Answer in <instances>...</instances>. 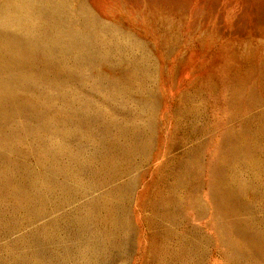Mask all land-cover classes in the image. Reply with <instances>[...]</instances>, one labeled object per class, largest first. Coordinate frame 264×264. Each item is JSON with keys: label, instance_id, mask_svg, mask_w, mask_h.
<instances>
[{"label": "rangeland", "instance_id": "374dc122", "mask_svg": "<svg viewBox=\"0 0 264 264\" xmlns=\"http://www.w3.org/2000/svg\"><path fill=\"white\" fill-rule=\"evenodd\" d=\"M26 1L0 0V264H264V0Z\"/></svg>", "mask_w": 264, "mask_h": 264}, {"label": "bare ground", "instance_id": "6f19581e", "mask_svg": "<svg viewBox=\"0 0 264 264\" xmlns=\"http://www.w3.org/2000/svg\"><path fill=\"white\" fill-rule=\"evenodd\" d=\"M14 1V0H13ZM18 1V0H17ZM22 1V0H21ZM24 1V0H23ZM29 1V0H28ZM28 1H26V2H28ZM31 1V0H30ZM29 1V2H30ZM40 1H42V0H40ZM40 1H38V5H39V2ZM47 1H50L51 2V0H47ZM53 1H56V0H53ZM58 1V0H57ZM57 1L55 2V3H57ZM62 1H65V0H62ZM61 1V2H62ZM82 1H84V0H82ZM11 2V1H10ZM100 3H101V6H102V8H103V10H104V16L106 17V18H108V19H110V18H112V17H116L117 16V18H119L118 16H120V17H122L123 16V14L124 13H122L123 11H122V9H121V6H120V3L117 1V0H100L99 1ZM5 3H6V1H5ZM4 3V4H5ZM54 3V2H53ZM59 3V2H58ZM64 3H66V2H64ZM77 3V2H76ZM82 3V2H81ZM84 3V2H83ZM82 3V4H83ZM3 4V3H2ZM31 4V3H30ZM29 4V5H30ZM51 4H52V2H51ZM60 4V3H59ZM86 4V3H85ZM9 5V4H8ZM34 6H35V3L33 4ZM55 5V4H54ZM0 6H2V5H0ZM5 7H6V5H4ZM12 6V5H11ZM25 6V5H24ZM36 6H37V4H36ZM40 6V5H39ZM59 6H61L60 8H62V7H64L65 5H59ZM59 6H57V4H56V7L58 8ZM33 7V6H32ZM38 7V6H37ZM84 7V6H83ZM88 8H89V6H87ZM9 8V7H8ZM27 8V7H26ZM81 8H82V6H81ZM2 9V8H1ZM29 9H31V7L29 8ZM33 9V8H32ZM36 9H38V8H35L34 10H36ZM40 9V8H39ZM77 9V8H76ZM82 9H84V8H82ZM81 9V10H82ZM6 10V9H5ZM9 10V9H8ZM13 10V9H12ZM80 10V13L83 11H81ZM7 11V10H6ZM85 11V10H84ZM91 12L93 11V9L92 10H90ZM9 12H11V11H9ZM33 12V10L31 11V13ZM38 12H39V10H38ZM95 12V11H94ZM6 13H8V12H6ZM27 13V12H26ZM25 13V14H26ZM141 13V12H140ZM3 14V13H2ZM5 14V13H4ZM22 14V13H21ZM28 14V13H27ZM82 14V13H81ZM84 14V13H83ZM92 14H94V13H92ZM1 15V14H0ZM10 15H11V13H10ZM98 15V14H97ZM96 15V16H97ZM5 17L6 16H9L8 14L7 15H4ZM13 16H15V15H13ZM23 16V15H22ZM25 16V15H24ZM69 16V15H68ZM2 17V16H1ZM30 17V16H29ZM15 18V17H14ZM17 18H19L18 16H17ZM100 18V17H99ZM125 18V17H124ZM3 19V18H2ZM7 18H5V20H6ZM8 19H9V17H8ZM7 19V20H8ZM28 19V18H27ZM126 19V18H125ZM15 20V19H14ZM101 20V21H100ZM100 20H98L99 21V23H103L102 21L104 20V19H100ZM120 20V19H119ZM106 21V20H105ZM104 21V22H105ZM121 21V20H120ZM127 21V20H126ZM5 22V21H4ZM12 22V21H11ZM94 22H95V20H94ZM7 23V22H6ZM92 23H93V21H92ZM97 23V22H96ZM96 23H93L94 25H97ZM113 23H115L114 21H113ZM124 23V22H123ZM131 25L133 24L132 22H129ZM1 24V23H0ZM8 24V23H7ZM100 24V25H101ZM105 24H107L106 22H105ZM116 24V23H115ZM117 24H119V23H117ZM2 25V24H1ZM14 25V24H13ZM103 25V24H102ZM4 26V25H3ZM123 26V25H122ZM137 26H139V25H137ZM142 26V25H141ZM5 27V26H4ZM120 27V29H122L121 28V26H119ZM132 27H133V25H132ZM144 27L145 26H143L142 28L144 29ZM1 28H3V27H1ZM98 28V27H97ZM134 28H135V26H134ZM138 28V27H137ZM140 28V27H139ZM101 29H102V27H101ZM125 29V28H124ZM119 30V29H118ZM105 31V30H104ZM137 32L139 33V31L137 30ZM129 33V32H128ZM132 33V32H131ZM136 33V32H135ZM1 39V38H0ZM8 41V40H7ZM31 41V40H30ZM1 43V42H0ZM4 44V43H3ZM6 45V44H5ZM22 52V51H21ZM2 81V80H1ZM3 82V81H2ZM1 82V84H3ZM0 86H2L3 88H5V86L4 85H0ZM9 89V88H8ZM1 90V89H0ZM5 90V89H4ZM4 92V91H3ZM2 92V93H3ZM6 93V92H5ZM4 94V93H3ZM3 94H2V96H3ZM9 94V93H8ZM8 94L6 95L7 97H8ZM1 95V94H0ZM2 96H0V97H2ZM3 98H5V96H3L2 97V100H3ZM9 99V98H8ZM6 100V99H5ZM7 101V100H6ZM15 102V101H14ZM22 101H19V103H18V105L21 103ZM24 102V101H23ZM30 102V101H29ZM29 102L27 101V103L29 104ZM26 103V104H27ZM1 104V103H0ZM5 104V103H4ZM17 104V103H16ZM24 104V103H23ZM25 104V105H26ZM28 104L26 105V106H28ZM2 105V104H1ZM22 105V103L20 104V106ZM25 106V107H26ZM29 107V106H28ZM0 108H2V107H0ZM20 109V108H19ZM23 109H25V108H23ZM6 113V112H5ZM42 136V135H41ZM55 136V135H54ZM51 137V136H50ZM57 137V136H56ZM56 137L54 138L55 139V141L58 139H56ZM61 139V138H60ZM61 141V140H60ZM62 143V142H61ZM60 143V144H61ZM58 144V143H57ZM64 144V143H63ZM59 145V144H58ZM61 146H63V145H61ZM46 156H47V154H46ZM232 186V185H231ZM233 188V187H232ZM235 190V189H234ZM32 194V193H31ZM222 195V194H221ZM228 199V198H227ZM234 200V199H233ZM224 207V206H223Z\"/></svg>", "mask_w": 264, "mask_h": 264}]
</instances>
